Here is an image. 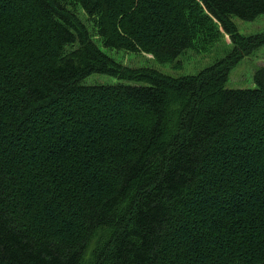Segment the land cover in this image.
<instances>
[{
  "label": "trees",
  "instance_id": "1",
  "mask_svg": "<svg viewBox=\"0 0 264 264\" xmlns=\"http://www.w3.org/2000/svg\"><path fill=\"white\" fill-rule=\"evenodd\" d=\"M261 14L264 0H0V264H264V65L227 86L264 45L233 16ZM223 33L226 56L181 77L100 47L175 63Z\"/></svg>",
  "mask_w": 264,
  "mask_h": 264
},
{
  "label": "rangeland",
  "instance_id": "2",
  "mask_svg": "<svg viewBox=\"0 0 264 264\" xmlns=\"http://www.w3.org/2000/svg\"><path fill=\"white\" fill-rule=\"evenodd\" d=\"M233 21L240 33L245 35L256 34L264 31V14L254 20H244L233 16ZM88 25V24H87ZM91 32L92 28H90ZM103 51L121 62L123 65L133 68L150 66L158 71L173 76L181 77L196 74L201 69L213 64L218 59L226 56L233 48L229 35L222 34L220 38L210 44H197L195 47L182 53L175 63H160L151 54L116 50L100 46ZM177 62V63H176ZM264 65V45L243 57L231 70L227 81L228 87L247 88L254 87L255 71ZM123 80L106 73H92L85 79L89 84H116Z\"/></svg>",
  "mask_w": 264,
  "mask_h": 264
}]
</instances>
